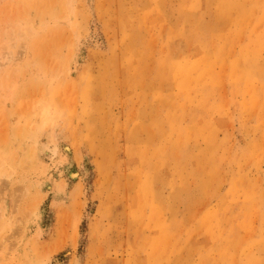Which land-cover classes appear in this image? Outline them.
Segmentation results:
<instances>
[{"label":"rangeland","instance_id":"obj_1","mask_svg":"<svg viewBox=\"0 0 264 264\" xmlns=\"http://www.w3.org/2000/svg\"><path fill=\"white\" fill-rule=\"evenodd\" d=\"M0 210V264H264V0H0Z\"/></svg>","mask_w":264,"mask_h":264},{"label":"bare ground","instance_id":"obj_2","mask_svg":"<svg viewBox=\"0 0 264 264\" xmlns=\"http://www.w3.org/2000/svg\"><path fill=\"white\" fill-rule=\"evenodd\" d=\"M11 58H12V57H10V58L7 57V60L10 61ZM0 214H1V210H0ZM1 216L4 217L3 215H1ZM8 220H9V218H8L6 221H8ZM4 222H5V220H4ZM8 222H9V221H8Z\"/></svg>","mask_w":264,"mask_h":264}]
</instances>
